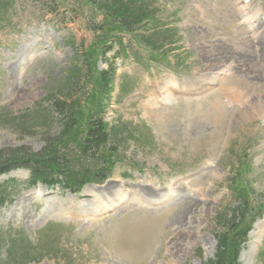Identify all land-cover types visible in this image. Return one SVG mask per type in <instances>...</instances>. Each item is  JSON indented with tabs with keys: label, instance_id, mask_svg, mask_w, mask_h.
Returning <instances> with one entry per match:
<instances>
[{
	"label": "rangeland",
	"instance_id": "obj_1",
	"mask_svg": "<svg viewBox=\"0 0 264 264\" xmlns=\"http://www.w3.org/2000/svg\"><path fill=\"white\" fill-rule=\"evenodd\" d=\"M4 1L0 0V10L6 9V13L0 12V154L19 151L21 157L43 155L62 129L60 115L52 111L59 101L71 108L72 116L65 120L70 122L67 135L62 141L68 147L67 161L77 165L72 171L80 182L94 179L114 159L117 163L111 179L126 181L132 192L143 183L142 175H148V180L162 189L178 175L193 174L205 164L213 167L195 185L190 181L188 188L185 183L178 186L177 195L163 210L150 211L134 203L115 215L83 223L57 218L61 212L79 210L81 195L76 201L65 190L48 188L51 194L38 204L45 188L39 184L31 191L32 187L26 188L30 182L27 171L19 168L0 176V182H18L11 191L16 194L12 203L0 209V234L16 232L22 236L14 239L19 251L11 254L0 243V264L215 261L218 240L228 234L221 223L238 215L237 205L248 201L246 223L257 211L264 212V120L258 114L263 108L259 97L264 94V40L259 44V39L245 35L233 0H145L154 9L145 27L166 25L169 36L179 41L180 50L163 57L161 51L154 50L155 42L143 50L128 46L125 38L128 58L123 60L125 56L117 47L106 56V64L99 51L108 45L89 30L88 13L73 12L62 18L63 9H69V5L59 0L58 16H45L43 20L49 19L52 24H43L39 17L44 14L39 10L51 0H18L14 5L23 4V8L13 5L10 11V0L5 1V7ZM254 24L249 26L252 36H256ZM101 29L106 41L110 28L103 24ZM110 66L117 68L122 77L114 79L115 90L103 120L125 128L122 137L126 143L114 159L104 154L98 162L96 158L78 156L75 146L91 116H96L100 107L104 109L106 98L101 95L98 74ZM224 67L228 76L211 94L196 102L184 101L171 109L157 110L163 117L160 121L153 118L148 103L156 98L155 88L163 73L176 71L175 80L181 85ZM116 91L118 96H114ZM50 94L52 99L48 98ZM165 104L159 102L160 106ZM216 106L221 113L219 121L213 112ZM214 171L221 177L212 181ZM242 182L249 190H242ZM178 198L192 201L186 213L177 211L181 207ZM250 234L248 242L242 244L244 248L241 245L236 250V262L264 264V235L255 249L249 243Z\"/></svg>",
	"mask_w": 264,
	"mask_h": 264
},
{
	"label": "trees",
	"instance_id": "obj_2",
	"mask_svg": "<svg viewBox=\"0 0 264 264\" xmlns=\"http://www.w3.org/2000/svg\"><path fill=\"white\" fill-rule=\"evenodd\" d=\"M84 1L99 12L103 16L104 21H109V24L117 25L120 28L123 27L125 30H128L130 27H133L134 24L142 21L145 16L143 12L122 9L123 0ZM109 1H111V3ZM94 30H97V27H95ZM99 82L100 85L107 90L110 84L108 75L105 73L100 74ZM49 98L52 99V96ZM54 112L60 115V120L63 121V124L60 134L48 144L49 150L45 149L41 156L30 154L29 156L21 157L19 151L11 152V154L8 152L0 154V174L7 173L18 167H24L31 170L34 179L43 180V177H48L50 173H61L64 175L70 173L71 175H77L72 171L73 167L71 165L73 164L71 163L70 165L66 159L67 156L64 152H67L65 148L67 145L62 141V138L67 135V124L70 122L66 123V121L67 119L70 120V116H72L71 108L64 102L56 101ZM75 124L76 123L71 124V128ZM83 132L82 139H80L81 141L79 140L75 146L78 148L76 150L82 151L83 153L88 149H93L94 153L97 152L100 147L107 143V138H109L106 132V126L99 120L92 121L91 119L86 130H83ZM112 154L111 152V155ZM73 166L76 167L77 165ZM7 200L8 196L5 193V187L0 185V206ZM247 206L248 204L242 200V204L237 211L240 217L237 219L234 217L221 224V226L223 225L222 230L226 231L228 234L222 236L220 240H218L220 246H218L219 252L216 260L207 264H237L236 250L239 244L244 240L246 230L248 229V222H245L248 209Z\"/></svg>",
	"mask_w": 264,
	"mask_h": 264
},
{
	"label": "bare ground",
	"instance_id": "obj_3",
	"mask_svg": "<svg viewBox=\"0 0 264 264\" xmlns=\"http://www.w3.org/2000/svg\"><path fill=\"white\" fill-rule=\"evenodd\" d=\"M248 6H245L243 5L241 7V11H242V18H243V22L247 25V26H252L255 22H256V17L257 15L262 17V15H260L261 12H263V8H260V9H257L256 10V15L252 16V15H248L247 13V10H248ZM255 25V24H254ZM254 29V28H253ZM256 35L259 36V40L258 43L260 44L261 40H264V27L262 26H259L257 29H256ZM262 47V51H264V43L261 45ZM241 94V93H240ZM240 95H237V97L239 98ZM262 99V100H261ZM259 102L261 104V106H263L264 104V94L262 96V98L259 97ZM244 107V106H243ZM262 108V107H260ZM260 111V110H259ZM214 113L218 114V115H215V118L218 119L217 121L221 120V118L219 117L221 115L220 111H219V108L216 106L213 110ZM163 113H160L158 111H152V116L153 118L156 120V121H160V119L163 117L162 116ZM259 114V117L260 118H264V115L260 113ZM258 116V115H257ZM256 116V118H257ZM255 118V117H254ZM247 120H249L248 118H246ZM245 119V120H246ZM236 122V121H235ZM215 170V169H214ZM211 177H212V181H214L215 179H217L218 177H221V175L216 171H214L212 174H211ZM138 184V183H137ZM143 184V183H142ZM141 183L139 184L138 186V190H135L134 192H132L134 195H138L140 197H145V198H151V197H156V191L154 190H150V191H147L146 190V187H149L147 185L143 186ZM182 185V184H181ZM179 185V186H181ZM185 187L188 186V184H185L184 185ZM115 188V187H114ZM173 186L171 185L167 191H170L172 190ZM188 188V187H187ZM111 188L108 187V190L110 191L109 194H111L109 196V194L106 196L105 200H102L101 198H99V196L97 195V193L94 194V198L97 200V208L94 210V217L95 216H98V215H101V213L103 211L107 212V211H110L114 208H116L119 203H115V201H120V194L117 193V191H115V193H113V189L112 191L110 190ZM149 190V189H148ZM86 191V190H85ZM96 190H94V188L91 190V191H88V192H94ZM175 191V190H174ZM184 193H185V190H184ZM114 194H116L114 196ZM180 194V193H179ZM178 194V196H179ZM182 195V193H181ZM121 196H124V194H121ZM176 196V195H175ZM181 198V197H180ZM177 199V197H176ZM179 199V198H178ZM105 201V202H104ZM176 201V200H175ZM179 204H181V207L177 210L179 211L180 213H186L191 207L188 206V205H192V201L188 200V199H179ZM98 206L102 207V209H98ZM187 207H189V209H187ZM264 221V220H263ZM262 221V222H263ZM262 222H259L255 225V229L253 232H251L250 234V237H251V244L253 245L254 242L258 239V237L260 236V234L263 232L262 229L264 228V223L261 225ZM257 242V241H256ZM242 257V256H241Z\"/></svg>",
	"mask_w": 264,
	"mask_h": 264
}]
</instances>
